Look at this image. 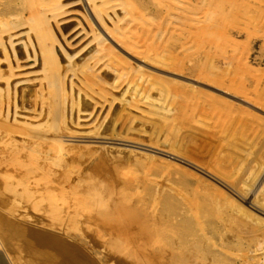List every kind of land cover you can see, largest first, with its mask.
<instances>
[{"label":"rangeland","instance_id":"1","mask_svg":"<svg viewBox=\"0 0 264 264\" xmlns=\"http://www.w3.org/2000/svg\"><path fill=\"white\" fill-rule=\"evenodd\" d=\"M0 250L264 264V0H0Z\"/></svg>","mask_w":264,"mask_h":264},{"label":"bare ground","instance_id":"2","mask_svg":"<svg viewBox=\"0 0 264 264\" xmlns=\"http://www.w3.org/2000/svg\"><path fill=\"white\" fill-rule=\"evenodd\" d=\"M40 238V237H39ZM48 240V239H47ZM40 242V241H39ZM49 242V240H48ZM48 242H45L48 244ZM58 243V242H57ZM56 243V244H57ZM44 244V243H43ZM59 244V243H58ZM60 248V247H59ZM54 250V249H53ZM59 250V249H56ZM84 261V260H83ZM86 262V260H85ZM0 264H11L10 260L7 258V256H5L4 252L2 250H0Z\"/></svg>","mask_w":264,"mask_h":264}]
</instances>
